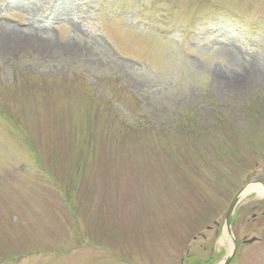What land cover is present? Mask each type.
I'll return each instance as SVG.
<instances>
[{
  "label": "rangeland",
  "instance_id": "374dc122",
  "mask_svg": "<svg viewBox=\"0 0 264 264\" xmlns=\"http://www.w3.org/2000/svg\"><path fill=\"white\" fill-rule=\"evenodd\" d=\"M263 181L264 0H0V264H223Z\"/></svg>",
  "mask_w": 264,
  "mask_h": 264
},
{
  "label": "water",
  "instance_id": "95a60500",
  "mask_svg": "<svg viewBox=\"0 0 264 264\" xmlns=\"http://www.w3.org/2000/svg\"><path fill=\"white\" fill-rule=\"evenodd\" d=\"M251 184H254V183H251ZM249 185H246L243 189H241V191L236 195V197L234 198V200L232 201L229 209H228V212H227V215H226V220H225V227H226V231H227V234L230 236L231 238V241H232V252L231 254L227 257L226 261L224 264H229L232 260V258L234 257L236 251H237V243L232 235V232H231V221H232V217H233V214L235 212V209L237 207V205L239 204V202L241 201V199L243 198V193L244 191L246 190V188L248 187ZM255 241V239H251V240H248L246 241V243H253Z\"/></svg>",
  "mask_w": 264,
  "mask_h": 264
},
{
  "label": "bare ground",
  "instance_id": "6f19581e",
  "mask_svg": "<svg viewBox=\"0 0 264 264\" xmlns=\"http://www.w3.org/2000/svg\"><path fill=\"white\" fill-rule=\"evenodd\" d=\"M251 194H257L259 197H264V187L261 184L249 185L244 191L243 197Z\"/></svg>",
  "mask_w": 264,
  "mask_h": 264
},
{
  "label": "flooded vegetation",
  "instance_id": "af4514ba",
  "mask_svg": "<svg viewBox=\"0 0 264 264\" xmlns=\"http://www.w3.org/2000/svg\"><path fill=\"white\" fill-rule=\"evenodd\" d=\"M262 183L264 184V181ZM259 207H262L263 208V212L261 214V217L259 218V219H261V218H264V202L263 203H260L255 208H259ZM232 221H234V220L232 219ZM252 221H259L258 218H257V215H253ZM253 239H255V241H258L257 238H253ZM244 241H246V239Z\"/></svg>",
  "mask_w": 264,
  "mask_h": 264
}]
</instances>
